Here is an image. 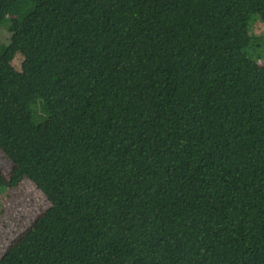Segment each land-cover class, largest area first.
<instances>
[{
	"label": "trees",
	"instance_id": "obj_1",
	"mask_svg": "<svg viewBox=\"0 0 264 264\" xmlns=\"http://www.w3.org/2000/svg\"><path fill=\"white\" fill-rule=\"evenodd\" d=\"M257 16L264 0H0V189L51 202L0 264H264Z\"/></svg>",
	"mask_w": 264,
	"mask_h": 264
},
{
	"label": "rangeland",
	"instance_id": "obj_2",
	"mask_svg": "<svg viewBox=\"0 0 264 264\" xmlns=\"http://www.w3.org/2000/svg\"><path fill=\"white\" fill-rule=\"evenodd\" d=\"M252 34L261 46L254 56L264 66V20L261 16L254 19ZM8 45L9 35L0 27V57ZM22 63L23 55L15 53L9 61L11 71L21 74ZM12 167V161L0 149V176L8 178ZM50 206L45 193L30 180L21 181L15 188L0 189V256Z\"/></svg>",
	"mask_w": 264,
	"mask_h": 264
}]
</instances>
